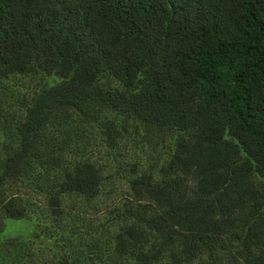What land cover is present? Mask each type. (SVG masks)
<instances>
[{
    "label": "trees",
    "instance_id": "1",
    "mask_svg": "<svg viewBox=\"0 0 264 264\" xmlns=\"http://www.w3.org/2000/svg\"><path fill=\"white\" fill-rule=\"evenodd\" d=\"M13 75L41 83L9 115L0 223L29 172L57 221L66 195L125 187L104 240L15 264H264V0H0L3 91ZM79 121L98 142L72 141Z\"/></svg>",
    "mask_w": 264,
    "mask_h": 264
},
{
    "label": "rangeland",
    "instance_id": "2",
    "mask_svg": "<svg viewBox=\"0 0 264 264\" xmlns=\"http://www.w3.org/2000/svg\"><path fill=\"white\" fill-rule=\"evenodd\" d=\"M45 79L47 80V78ZM3 83L6 84L8 90L3 91L0 88V119L7 121V123L6 128L3 131L0 130V154H2L1 145L15 144L14 119H10L9 115L17 113L19 108H22L19 105L20 99L28 95L32 87L38 86L41 80L38 79V76L30 78L29 75H13ZM96 131L97 128L94 122L79 121L76 133L71 136L72 141H75V137H82V140L77 143L85 139L98 142L97 137L99 135ZM110 157L113 156L100 155L99 161L105 163L113 161ZM117 157H113L115 161ZM30 182L35 184L31 172L26 173V178L17 182L16 186L13 187V194L17 198L21 197L27 200L28 203L24 206L25 211L22 216L5 218L2 224L0 223V227L3 228L0 232L1 235L19 237L18 242L11 247L8 244H3L0 249V264H15L18 253L24 252L27 247L30 250L32 249L39 259L50 262L62 253L59 248V241H66L68 249H75L76 247H82V243L91 236L94 238L97 235L102 241L105 234L108 235L109 232L114 231V225H109L108 230H103L102 225L104 222L106 223L105 217L108 216L109 209L115 204V197L120 196L121 192L125 190L122 180L116 174L103 183L102 189H104V192L92 199L66 195L62 206L64 209L63 218H60L59 221H57L58 218L54 220L49 213L50 210L44 196L30 190ZM4 187H7V185ZM34 227L40 229L39 235H35ZM24 261L25 259L18 264H25Z\"/></svg>",
    "mask_w": 264,
    "mask_h": 264
}]
</instances>
